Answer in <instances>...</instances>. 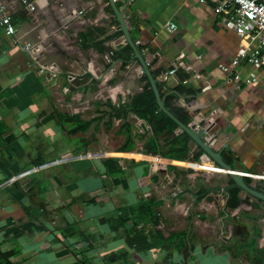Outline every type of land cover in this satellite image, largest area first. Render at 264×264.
<instances>
[{"label": "crops", "instance_id": "obj_1", "mask_svg": "<svg viewBox=\"0 0 264 264\" xmlns=\"http://www.w3.org/2000/svg\"><path fill=\"white\" fill-rule=\"evenodd\" d=\"M114 1L153 73L177 64L159 81L167 102L203 129L232 169L264 174V64L235 67L240 78L254 75L239 88L221 69L248 41L198 0ZM1 4L16 32L8 35L0 24V254L12 253L13 264H264L261 252L239 244L255 224L256 247L264 250V203L226 188L227 175L195 169L199 147L191 139L186 156L173 159L143 150L152 132L134 112L109 124L100 117L75 133L59 121L58 113L93 119L106 101L127 102L144 88L131 48L106 59L127 44L108 0H35L33 11L18 0ZM25 43L32 49H21ZM178 84L194 97L175 95ZM123 123L135 141L127 151L119 150ZM180 132L161 133L159 144ZM247 178L264 190V179ZM146 199L157 202L153 220L135 213ZM134 223L154 246L127 243ZM184 230L177 248L168 237Z\"/></svg>", "mask_w": 264, "mask_h": 264}, {"label": "trees", "instance_id": "obj_2", "mask_svg": "<svg viewBox=\"0 0 264 264\" xmlns=\"http://www.w3.org/2000/svg\"><path fill=\"white\" fill-rule=\"evenodd\" d=\"M118 6V3H116ZM113 22L117 23L116 19H113ZM117 32L119 34H122V30L120 27H118ZM133 41H135L134 38L131 37ZM141 46L137 44V49L140 51ZM130 49V46L128 44H124V46L121 48V50H118L114 53L113 51V58L116 59L120 52L124 50ZM156 75V74H155ZM146 80V83L144 85L143 90L140 93H137L129 98L127 102H119L117 105L112 104L110 101H106L104 104L107 109H104L101 115H98L97 117L93 119H82L78 114H65V113H58L57 117L59 121L62 123L68 124L71 123V128L68 130L70 133H75L79 131H85L88 126L91 124L93 120L99 119L100 117H107L106 124L110 123V120L112 118H119L124 117L128 112H134L136 115H138L140 118L145 120L146 123L149 124L151 134L146 137L144 144V151L150 152L153 155L162 156V157H170L173 159H182L186 156L189 147H188V141L190 138L184 133L180 132L176 135H174L170 141L169 144L166 146L160 145L158 142V136L161 133H171L175 128H177L176 123L169 118L164 112H162L157 105L154 103V98L152 91L149 87V84L147 82V79L145 76H143ZM158 87L160 89V84L158 82ZM173 93L179 97H181L183 100H189L194 97V92L192 89H186L183 87V85L178 84L174 87ZM162 97L163 104L166 108H169L175 116H178L182 118L185 122H187V119L175 108H173L168 102L167 97L164 96L163 93H160ZM124 133H125V139L124 142L120 145L119 150L127 151L131 150L133 146L135 145V141L133 139V136L131 134V130L129 129L128 123L122 124ZM163 146V147H162ZM199 147V146H198ZM203 153V151L200 149L196 153V158ZM223 158L226 160H229L228 157L225 154H222ZM115 170L112 168H109V173H114ZM246 180L250 183L249 178L246 177ZM251 184V183H250ZM253 186H256L260 188V186L256 184H251ZM233 188L237 187L234 185L233 181L228 177V186L226 188ZM238 188V187H237ZM262 189V188H260ZM209 188L204 189V192H208ZM259 202L263 203L262 201L258 200ZM157 202L152 199H146L142 201L139 205H136L135 207V213L140 217L141 220H153L155 219V210L154 206ZM263 215H259L254 217L256 220L257 218L262 217ZM136 223H134L135 228ZM192 225V219L189 218L187 229H190ZM238 228V227H237ZM253 234L250 238L243 241L241 238L239 241H241L240 246H248L250 250H257L258 252L262 253V257L264 258V250L259 249L256 247L255 244V238L257 237L259 233V229L254 224L253 226ZM238 230V229H237ZM188 233L186 230L179 231L177 233H172L168 239L170 240H177L176 243L177 248H180L182 246V241L185 237L188 236ZM242 235V233L240 234ZM149 239V235L144 232L143 227L139 228V230L134 229V233L132 235H128L127 243L130 246H134L136 250H145L146 248H150L151 246H154V241ZM247 241V242H246ZM160 242V241H159ZM239 246V247H240ZM179 250V249H178ZM12 253L10 252H3L0 254V264H13L9 261V257Z\"/></svg>", "mask_w": 264, "mask_h": 264}, {"label": "built area", "instance_id": "obj_3", "mask_svg": "<svg viewBox=\"0 0 264 264\" xmlns=\"http://www.w3.org/2000/svg\"><path fill=\"white\" fill-rule=\"evenodd\" d=\"M0 0V24L3 26L4 32L8 35H14L16 28L11 22L10 16L4 11V4ZM27 10L33 11L35 9V0H18ZM202 3H208L217 13L221 23L233 30L239 37L247 40L244 47L238 49L235 55L231 58L229 65H221L223 71L229 72V79H232L235 88H239L241 84L250 83L254 79L253 73L249 76L240 78L239 74L235 71L242 62H247L253 67L258 68L264 64V0H198ZM82 10L78 11L81 13ZM165 26L173 30L175 25L166 22ZM31 44L25 43L20 46L21 49H32ZM113 50H109L106 59L112 61ZM46 65L40 66V71H44ZM177 64L173 63L171 67L162 71L158 75V80H166L169 75H173L176 71ZM234 71V72H232ZM195 125V128H199ZM206 157V156H204ZM207 162V164H204ZM193 166L201 171H215L225 172V170L214 163L212 159L203 160L202 158L197 162H193ZM226 173V172H225ZM245 177L264 179V174L241 172Z\"/></svg>", "mask_w": 264, "mask_h": 264}, {"label": "water", "instance_id": "obj_4", "mask_svg": "<svg viewBox=\"0 0 264 264\" xmlns=\"http://www.w3.org/2000/svg\"><path fill=\"white\" fill-rule=\"evenodd\" d=\"M114 17L122 30L125 43H127L132 52L133 58H136L141 71L147 77L149 87L152 91L154 103L157 107L164 112L169 118H171L177 125L180 131L184 132L200 149L203 151L205 156L219 164L226 172L227 176L233 181L234 185L239 187L242 191L248 193L250 196L262 201L264 203V190L251 185L241 172L232 169L231 164L228 160L216 150H214L203 138V129H196L194 125L185 122L182 118L175 116L174 113L166 108L163 104L162 97L160 95V89L158 87L157 75L153 73L151 68L146 63L145 55L137 49V43H135L129 34V29L123 19V14L118 8L114 0H108Z\"/></svg>", "mask_w": 264, "mask_h": 264}, {"label": "rangeland", "instance_id": "obj_5", "mask_svg": "<svg viewBox=\"0 0 264 264\" xmlns=\"http://www.w3.org/2000/svg\"><path fill=\"white\" fill-rule=\"evenodd\" d=\"M202 157H204V153H203V154H200L199 157H198L197 159H195V161L198 162ZM46 166H47V165H46ZM27 171H28V170H27ZM205 171H206V170H205ZM209 172H215V171H209ZM217 173H221L222 175H227L225 172H217ZM209 182H210V181H209ZM214 183H215V182H214ZM214 183H213V184H214ZM221 236H222L223 239H225L223 242L225 243V241H226V243H227L226 238L229 239V236H226V233L222 234ZM229 242H230V241H229ZM239 251H240V252H239L240 255H239L238 257H243V256L246 255L245 252H247V250L240 249ZM248 255H249V254H248ZM248 255H247V256H248ZM247 256H246V257H247ZM243 258H244V257H243ZM243 258H242V259H243Z\"/></svg>", "mask_w": 264, "mask_h": 264}, {"label": "bare ground", "instance_id": "obj_6", "mask_svg": "<svg viewBox=\"0 0 264 264\" xmlns=\"http://www.w3.org/2000/svg\"><path fill=\"white\" fill-rule=\"evenodd\" d=\"M203 160H205V159H203ZM204 164H207V162H204Z\"/></svg>", "mask_w": 264, "mask_h": 264}]
</instances>
